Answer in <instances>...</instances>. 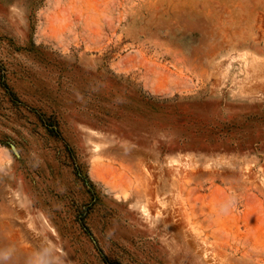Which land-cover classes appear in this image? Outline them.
I'll list each match as a JSON object with an SVG mask.
<instances>
[{
    "label": "rangeland",
    "instance_id": "1",
    "mask_svg": "<svg viewBox=\"0 0 264 264\" xmlns=\"http://www.w3.org/2000/svg\"><path fill=\"white\" fill-rule=\"evenodd\" d=\"M0 264H264V0H0Z\"/></svg>",
    "mask_w": 264,
    "mask_h": 264
},
{
    "label": "water",
    "instance_id": "2",
    "mask_svg": "<svg viewBox=\"0 0 264 264\" xmlns=\"http://www.w3.org/2000/svg\"><path fill=\"white\" fill-rule=\"evenodd\" d=\"M11 148H12L13 152L15 153V155L19 156V153H18L16 147L14 145H11Z\"/></svg>",
    "mask_w": 264,
    "mask_h": 264
},
{
    "label": "trees",
    "instance_id": "3",
    "mask_svg": "<svg viewBox=\"0 0 264 264\" xmlns=\"http://www.w3.org/2000/svg\"><path fill=\"white\" fill-rule=\"evenodd\" d=\"M232 146H234V145H230L229 147L232 148ZM240 148L243 150V147L242 146H240Z\"/></svg>",
    "mask_w": 264,
    "mask_h": 264
},
{
    "label": "bare ground",
    "instance_id": "4",
    "mask_svg": "<svg viewBox=\"0 0 264 264\" xmlns=\"http://www.w3.org/2000/svg\"><path fill=\"white\" fill-rule=\"evenodd\" d=\"M152 204V203H151ZM175 210V209H174Z\"/></svg>",
    "mask_w": 264,
    "mask_h": 264
}]
</instances>
